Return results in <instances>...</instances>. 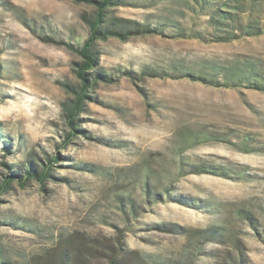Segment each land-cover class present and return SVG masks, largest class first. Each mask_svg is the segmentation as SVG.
I'll return each instance as SVG.
<instances>
[{
	"label": "rangeland",
	"instance_id": "rangeland-1",
	"mask_svg": "<svg viewBox=\"0 0 264 264\" xmlns=\"http://www.w3.org/2000/svg\"><path fill=\"white\" fill-rule=\"evenodd\" d=\"M188 3L114 0L129 38L95 43L68 138L61 103L80 85L96 5L0 0V184L14 179L0 194V264H264V91L184 75L211 72L205 61L264 63V34L181 36L206 20ZM135 22L159 30L136 34ZM28 167L49 176L23 184Z\"/></svg>",
	"mask_w": 264,
	"mask_h": 264
},
{
	"label": "trees",
	"instance_id": "trees-1",
	"mask_svg": "<svg viewBox=\"0 0 264 264\" xmlns=\"http://www.w3.org/2000/svg\"><path fill=\"white\" fill-rule=\"evenodd\" d=\"M96 5V11L88 20L90 35L80 49V54L84 58L79 64L77 74L80 85L76 87L72 97L61 103L62 112L69 127L68 138L75 135L77 130V121L84 112L91 82L89 71L96 67L97 56L95 54V43L97 40L106 39L109 36H119L126 40L129 30L123 28L129 27L126 23L131 21L117 19L124 24L116 23L114 17H110L109 8L114 4V0H89ZM191 8L196 16H206L202 25L192 23L177 27L181 36L197 38L203 41L230 42L247 36H259L264 34V0H189ZM174 25H180L175 22ZM136 34L156 33L159 28L150 23L135 22ZM204 68L211 72L196 75L195 73L185 72V76L202 80L207 83H220L226 86H246L256 90L264 91V63L253 60H238L233 64H226L222 61H205ZM104 80L108 77L104 76ZM250 150V149H247ZM57 157L50 160L56 162ZM185 165L191 168L185 169ZM181 170L191 173H212L226 176L229 170L233 173L241 172V169H232L221 167L211 163H192L181 162ZM25 175L18 174V178L23 184L31 179L44 182L49 176V167H43L37 170L28 167ZM244 172V171H243ZM242 173V172H241ZM13 176L7 178L0 184V194L10 188ZM169 193V192H168ZM179 203H189L183 196L175 199ZM113 264L116 259H113Z\"/></svg>",
	"mask_w": 264,
	"mask_h": 264
}]
</instances>
